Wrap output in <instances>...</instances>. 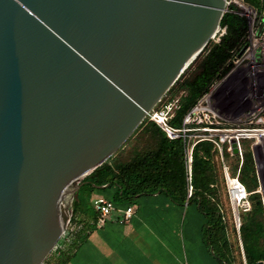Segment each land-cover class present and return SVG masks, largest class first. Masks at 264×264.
<instances>
[{"label": "water", "instance_id": "95a60500", "mask_svg": "<svg viewBox=\"0 0 264 264\" xmlns=\"http://www.w3.org/2000/svg\"><path fill=\"white\" fill-rule=\"evenodd\" d=\"M224 14L225 0H0V264L47 259L82 180L124 146ZM252 152L264 206L263 154Z\"/></svg>", "mask_w": 264, "mask_h": 264}, {"label": "trees", "instance_id": "16d2710c", "mask_svg": "<svg viewBox=\"0 0 264 264\" xmlns=\"http://www.w3.org/2000/svg\"><path fill=\"white\" fill-rule=\"evenodd\" d=\"M258 13L261 0H241ZM226 34L219 43L212 40L193 61L184 74L162 99L163 102L178 100V109L171 125L180 128L183 117L205 94L210 86L231 69V59L247 44L248 24L245 18L225 13L220 22ZM243 161L224 148V162L230 175L236 176L249 193L251 209L240 213L239 234L235 230L232 211L226 195L224 178L218 152L209 142L198 143L192 151V195L188 198L186 185V153L182 139L169 140L153 123L144 120L133 135L109 160L81 182L87 187L88 203L95 190L114 188L119 199L131 202L143 196L164 194L171 203L188 208L195 205L206 218L211 243L220 246L221 257L226 264H234L232 245L229 241L227 209H224L222 189L227 201L232 232L241 241L245 264H264V206L259 192V180L250 141H241ZM72 205L71 218L82 222L80 202ZM130 205V204H129ZM127 206V205H126ZM226 210V211H225ZM83 223V222H82Z\"/></svg>", "mask_w": 264, "mask_h": 264}, {"label": "built area", "instance_id": "2783aa9c", "mask_svg": "<svg viewBox=\"0 0 264 264\" xmlns=\"http://www.w3.org/2000/svg\"><path fill=\"white\" fill-rule=\"evenodd\" d=\"M258 13L241 0H225V13H234L246 19L248 24L247 44L244 52L231 59L230 71L215 81L209 90L199 98L196 104L183 117L180 128L171 125V119L178 109V100L161 102L146 115V120L155 124L169 140L182 139L186 153V185L188 198L192 195V151L201 142L213 144L221 163L226 195L232 211L236 232L239 234L240 213L249 212L251 203L249 193L236 176H231L224 162V148L233 155L231 141L237 143L239 167L243 155L241 141H250L251 149L259 147L264 155V0ZM257 14L259 16H257ZM226 34L225 27H219L212 41L219 43ZM234 99V104L228 102ZM243 124L242 129L227 128L226 125ZM97 213L94 226H102L114 212L120 215L121 223L129 222L134 209L117 210L114 203L103 197L92 200ZM85 230V225L71 218L62 231L59 240L50 255L40 264H49L53 256H60L75 242ZM240 241V240H239ZM242 249V246H241ZM243 254V251H242ZM244 258V256H243Z\"/></svg>", "mask_w": 264, "mask_h": 264}, {"label": "crops", "instance_id": "0c3cea01", "mask_svg": "<svg viewBox=\"0 0 264 264\" xmlns=\"http://www.w3.org/2000/svg\"><path fill=\"white\" fill-rule=\"evenodd\" d=\"M94 198L96 196L93 194L91 200ZM138 199L151 203L149 209L160 214L156 221H144L142 214H139L142 207L134 205L124 208L115 206L117 210L133 207L134 213L126 223L119 221L120 215L117 212L99 227L92 225L96 221L97 213L95 218L92 215H83L80 219L85 230L66 252L60 256H52L49 264H146L147 257L152 258L154 264H166L164 256L168 253V241L158 230L166 228L168 222L161 212L173 211L181 214L182 208L171 203L164 194Z\"/></svg>", "mask_w": 264, "mask_h": 264}, {"label": "rangeland", "instance_id": "374dc122", "mask_svg": "<svg viewBox=\"0 0 264 264\" xmlns=\"http://www.w3.org/2000/svg\"><path fill=\"white\" fill-rule=\"evenodd\" d=\"M257 16L259 15L257 14ZM234 101V99H231L228 103L234 104ZM226 127L231 129H242L243 124H229L226 125ZM261 156L264 163V155ZM88 193L89 189L87 187H82L77 191L79 196L78 201L80 202L79 213L81 216L95 215L91 205L88 203ZM93 194L96 197H103L112 201L117 208H124L129 204L134 205L135 207H142L139 214H142V219L147 222L156 221L159 214L151 211V209H149L151 203H144V199H134L131 202L119 199L114 188L101 191L95 190ZM221 196L225 207L224 209H227V211L225 210L227 218L229 219L227 224L228 236L232 245L234 264H245L241 249V241H239L232 232L231 217L228 212L227 201L223 189ZM181 208V214L173 211H169L168 213L161 212L162 216H164L165 220L168 222L166 228L158 230L161 233V236L167 238L168 241V253L167 256H164L166 264H226L227 260L221 257L219 244L211 243L208 238L206 233L208 227L206 218L202 216L197 207L193 204L188 208H186V206ZM65 264L73 263L66 262ZM146 264H154L152 258L150 259L147 257Z\"/></svg>", "mask_w": 264, "mask_h": 264}, {"label": "bare ground", "instance_id": "6f19581e", "mask_svg": "<svg viewBox=\"0 0 264 264\" xmlns=\"http://www.w3.org/2000/svg\"><path fill=\"white\" fill-rule=\"evenodd\" d=\"M261 138H264V137H261Z\"/></svg>", "mask_w": 264, "mask_h": 264}]
</instances>
